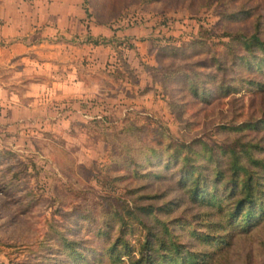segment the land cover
Instances as JSON below:
<instances>
[{
	"label": "rangeland",
	"instance_id": "rangeland-1",
	"mask_svg": "<svg viewBox=\"0 0 264 264\" xmlns=\"http://www.w3.org/2000/svg\"><path fill=\"white\" fill-rule=\"evenodd\" d=\"M81 9L87 27L108 29L106 36L57 40L107 47L101 66L80 63L88 80L79 85L83 92L71 91L75 67L68 59L46 68L36 91L18 76L16 96L0 99V264H77L60 234L93 242L82 251L83 264H97L98 241L87 230L113 224L115 197L124 198L126 188L180 194L173 189L176 167L143 163L144 147L199 138L217 148L234 136L226 128L262 117L264 59L247 69L255 58L238 66L230 52L251 56L238 41L256 30L264 39V0H82ZM212 55L225 66L216 80L223 77L236 92L203 103L173 72H198L204 80L214 69L193 65ZM135 160L137 173L152 176L130 175ZM261 241L264 221L233 236L220 264H264Z\"/></svg>",
	"mask_w": 264,
	"mask_h": 264
},
{
	"label": "trees",
	"instance_id": "trees-1",
	"mask_svg": "<svg viewBox=\"0 0 264 264\" xmlns=\"http://www.w3.org/2000/svg\"><path fill=\"white\" fill-rule=\"evenodd\" d=\"M238 43L240 50L251 56L230 52V61L234 63L238 58V66H242L249 57L255 58L254 65L246 63L245 68L257 69L264 59V39L256 30ZM220 62L212 55L193 65L214 69V73L204 75V80L197 79L198 72L173 73L184 80V88L193 98L208 103L217 95L236 92L223 77L216 80L215 72L225 70ZM211 82L214 84L208 88ZM263 117L264 110L255 121L226 128L234 136L217 148L199 138L188 143L176 141L172 148L158 143L144 147L143 163L176 167L173 189L180 194L166 198L167 192L140 194L137 188H126L124 198L115 197L113 224L87 230L98 241L97 264H220L233 236L245 235L264 221ZM138 166L135 160L130 175L152 176L151 171L137 173ZM57 240L65 248L66 257L77 264L85 262V248L95 247L93 242L69 240L62 234ZM259 244L264 250V241Z\"/></svg>",
	"mask_w": 264,
	"mask_h": 264
},
{
	"label": "crops",
	"instance_id": "crops-1",
	"mask_svg": "<svg viewBox=\"0 0 264 264\" xmlns=\"http://www.w3.org/2000/svg\"><path fill=\"white\" fill-rule=\"evenodd\" d=\"M81 1L0 0V70L3 71L0 74L1 100L9 103L8 100L16 96L11 90L16 77L21 76L20 81L27 82L29 87L33 85L31 89L35 90L43 81L41 77L46 75V68L60 66L61 61L68 59L71 64L69 66L75 67H72L74 76L71 77L74 79L71 80V91L84 90L79 89V85L88 80L78 72V67L82 65L80 63L83 62L86 67L101 66V53H107V47L91 42L67 44L57 40L63 41L70 37L75 40L84 32L88 36H106L108 29L104 25L94 27L90 22L87 23L91 26H86ZM35 68L38 77H29L26 81V73L35 72ZM61 77L64 78L63 75ZM73 97L82 95L78 93Z\"/></svg>",
	"mask_w": 264,
	"mask_h": 264
}]
</instances>
